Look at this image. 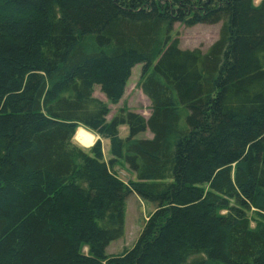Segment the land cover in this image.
Returning a JSON list of instances; mask_svg holds the SVG:
<instances>
[{"label": "trees", "instance_id": "trees-1", "mask_svg": "<svg viewBox=\"0 0 264 264\" xmlns=\"http://www.w3.org/2000/svg\"><path fill=\"white\" fill-rule=\"evenodd\" d=\"M174 24L218 39L181 50ZM136 65L150 115L108 121L94 88L116 105ZM131 194L154 211L107 255ZM0 264H264V0H0Z\"/></svg>", "mask_w": 264, "mask_h": 264}, {"label": "rangeland", "instance_id": "rangeland-1", "mask_svg": "<svg viewBox=\"0 0 264 264\" xmlns=\"http://www.w3.org/2000/svg\"><path fill=\"white\" fill-rule=\"evenodd\" d=\"M220 24L215 25H196L194 27H185L181 24H174L173 37L178 39L179 48L181 50H199L206 52L207 49L218 39ZM141 65H136L132 71L130 78L126 84L123 97L116 105H111L100 93L98 87L94 88V98L105 103L110 114L107 120L121 110H126L148 119L150 115V102L138 89V83L141 75ZM119 137L124 139L128 136L127 126L119 127ZM138 139H150L151 134L146 131L138 135ZM102 147L104 159H110V144L108 140L99 141ZM114 172L117 177L124 183L128 184L135 180L134 174L122 162L117 163L114 167ZM154 206L150 203L144 202L136 195L131 194L125 200L124 206V224L123 235L120 239L110 243L106 249L107 255H121L123 252L131 249L136 243L143 226L149 216L153 213ZM86 252V250H84Z\"/></svg>", "mask_w": 264, "mask_h": 264}, {"label": "clouds", "instance_id": "clouds-1", "mask_svg": "<svg viewBox=\"0 0 264 264\" xmlns=\"http://www.w3.org/2000/svg\"><path fill=\"white\" fill-rule=\"evenodd\" d=\"M253 3L254 6H258L260 0H253ZM102 139V136L96 129H92L89 126L81 124L74 128L68 138V142L80 151L88 152L97 144L98 141H101Z\"/></svg>", "mask_w": 264, "mask_h": 264}]
</instances>
